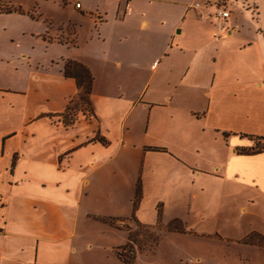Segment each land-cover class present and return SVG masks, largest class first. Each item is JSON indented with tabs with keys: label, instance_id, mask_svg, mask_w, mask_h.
Masks as SVG:
<instances>
[{
	"label": "crops",
	"instance_id": "1",
	"mask_svg": "<svg viewBox=\"0 0 264 264\" xmlns=\"http://www.w3.org/2000/svg\"><path fill=\"white\" fill-rule=\"evenodd\" d=\"M218 1L6 0L25 13H0V264H126L129 233L201 214L264 253V151L237 153L264 141V0L198 18Z\"/></svg>",
	"mask_w": 264,
	"mask_h": 264
},
{
	"label": "rangeland",
	"instance_id": "2",
	"mask_svg": "<svg viewBox=\"0 0 264 264\" xmlns=\"http://www.w3.org/2000/svg\"><path fill=\"white\" fill-rule=\"evenodd\" d=\"M210 215H197V227L192 231L190 226L184 232L176 229L168 231L165 226L159 232L144 229L139 232L135 229L139 233H129L134 245L127 256L136 255L134 264H264V253H251L255 249L227 241L220 236H205L209 230L213 233L219 225L214 214ZM155 235H160L157 243L153 239ZM109 247L95 246L92 254L106 256L111 252ZM122 253L126 255L125 251Z\"/></svg>",
	"mask_w": 264,
	"mask_h": 264
},
{
	"label": "trees",
	"instance_id": "3",
	"mask_svg": "<svg viewBox=\"0 0 264 264\" xmlns=\"http://www.w3.org/2000/svg\"><path fill=\"white\" fill-rule=\"evenodd\" d=\"M0 13L4 14H9V13H25L20 7H12L8 3H6V0H0ZM29 15V14H28ZM63 75L66 78H71L73 79L78 88L81 89V93L79 94V97L83 99V101H87L88 95L90 94L91 86L89 85L90 83V78L86 75V70L82 69L81 65H78L75 62H67L64 67ZM72 109L69 108L66 113L63 115H60L59 119L61 120L62 124L64 126H70L75 122V117L71 111ZM261 141V144H258V142ZM261 151H264V141L263 140H257L256 145L254 147L250 148H238L237 153L239 155H254L258 154ZM149 229V228H147ZM168 231L172 230L171 228H167ZM129 241H131V234H129ZM126 252V255L122 253V251ZM132 249L130 244H127L123 246L122 248L116 249V255L118 258L121 260V262L126 263V264H131L134 261V256H127V253L129 250Z\"/></svg>",
	"mask_w": 264,
	"mask_h": 264
},
{
	"label": "built area",
	"instance_id": "4",
	"mask_svg": "<svg viewBox=\"0 0 264 264\" xmlns=\"http://www.w3.org/2000/svg\"><path fill=\"white\" fill-rule=\"evenodd\" d=\"M129 1V0H126ZM76 7L79 8L80 4H76ZM194 8H199V4H194ZM206 11L208 12L207 15L205 16H199L198 18L201 20H205L207 18L213 17L219 22H222L224 25H227L229 20H230V11L229 9L225 6V3L223 0H219L218 2L207 5L204 7ZM228 26V25H227Z\"/></svg>",
	"mask_w": 264,
	"mask_h": 264
}]
</instances>
